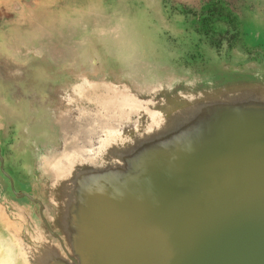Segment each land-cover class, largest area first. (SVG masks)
Returning <instances> with one entry per match:
<instances>
[{
  "label": "rangeland",
  "instance_id": "374dc122",
  "mask_svg": "<svg viewBox=\"0 0 264 264\" xmlns=\"http://www.w3.org/2000/svg\"><path fill=\"white\" fill-rule=\"evenodd\" d=\"M11 7L47 13L51 29L35 39L29 23L23 28L17 56L34 60L38 74L29 69V84L12 85L3 117L10 178L0 170V216L8 219L0 220V264H24L14 248L22 243L45 261L73 264L47 225L80 264H119L123 246L145 249L152 210L167 193L154 179L229 171L234 153L219 154L211 139L234 119L228 108L248 106L251 129L264 130V0H18ZM246 30L250 52L241 47ZM31 46L70 51L59 52L65 64L53 65L51 53ZM9 179L43 207L12 197ZM83 185L96 192L86 195ZM168 201L162 206L175 211ZM82 215L102 239L88 237Z\"/></svg>",
  "mask_w": 264,
  "mask_h": 264
},
{
  "label": "water",
  "instance_id": "95a60500",
  "mask_svg": "<svg viewBox=\"0 0 264 264\" xmlns=\"http://www.w3.org/2000/svg\"><path fill=\"white\" fill-rule=\"evenodd\" d=\"M249 110L239 105L228 108L225 115L234 119H227L220 127L221 137L211 134L212 147L219 154L234 153L227 162L231 165L229 171L208 178L212 173L204 176L195 170L193 181L180 177L177 182H169L173 178L168 176L164 186L167 193L162 191L161 206L154 208L149 218L148 237L143 235L147 239L145 249L134 252L123 246L125 250L117 258L119 264H264V130L257 133L259 129H251ZM0 162V170L8 176L1 149ZM208 163L218 165L221 161ZM9 180L15 196L29 198L43 207L40 200L17 192ZM167 200L175 211L162 206ZM80 222L88 237L97 235L84 215ZM47 228L60 241L69 260L80 264L62 238L49 225ZM101 236L102 230L98 238ZM99 255L97 261L103 260Z\"/></svg>",
  "mask_w": 264,
  "mask_h": 264
},
{
  "label": "crops",
  "instance_id": "0c3cea01",
  "mask_svg": "<svg viewBox=\"0 0 264 264\" xmlns=\"http://www.w3.org/2000/svg\"><path fill=\"white\" fill-rule=\"evenodd\" d=\"M68 4H71L72 6L75 4V0H67ZM18 0H0V12H1V20H0V132L1 130H4L6 126L5 120H3V117L5 116V110L7 108H11V105L7 103L8 100H11L13 97V93L15 94L17 91V86L22 85L23 83H28V80L25 78L27 77L29 69H35V75L38 74L37 72V63L34 60H20L17 54L22 53L23 45L20 44L22 41V33L24 32L23 28L29 26L31 28L35 29V39L38 37L37 32H42L44 29H51L49 25H46L44 15L46 16L47 13H44L43 11H37L34 9H21L18 8L17 10H14L11 5L17 4ZM74 9V8H72ZM11 13V17L9 14ZM4 14L6 16H4ZM8 14V15H7ZM9 16V17H8ZM59 19V18H57ZM51 20H53V15H51ZM40 33V37L43 38V34ZM56 35L57 37L59 35V29H56ZM40 41V40H39ZM27 47V46H26ZM31 50H34L32 52L40 53V52H49L51 53V61L53 62V65H63L65 64V61H61L66 59L64 56H60L59 52H64L67 49H59V48H44L39 46H31ZM28 49V48H27ZM67 51H70L69 49ZM73 51V49H72ZM70 53V52H69ZM67 54V60L69 65L72 61H74V58L70 56V54ZM62 64H61V62ZM41 73V72H40ZM19 76H18V75ZM26 75L24 77V81L21 80L22 75ZM13 76L16 80H13ZM37 79H39L38 76H35ZM19 80V81H18ZM36 83H38L37 80H35ZM33 82V84H36ZM32 82H30L31 84ZM46 83H52V81L47 80ZM12 85H15V90L13 91ZM20 93L23 91V94H25L24 88H18ZM9 116V115H8ZM16 197L17 196H13ZM24 199V198H21ZM17 202H15L13 199H9L7 201L8 205H16ZM0 220L8 222V219H4L0 216Z\"/></svg>",
  "mask_w": 264,
  "mask_h": 264
},
{
  "label": "bare ground",
  "instance_id": "6f19581e",
  "mask_svg": "<svg viewBox=\"0 0 264 264\" xmlns=\"http://www.w3.org/2000/svg\"><path fill=\"white\" fill-rule=\"evenodd\" d=\"M59 124V122H58ZM55 173V172H54ZM79 180H81L82 182H84L83 178H81V176H78ZM167 178L168 176H161L157 179H154L155 184L157 187H162L167 185ZM84 184V183H83ZM83 187L85 188V194L86 195H92L93 193H95L96 191H94V189H91L90 187H88L87 185H83ZM160 189V188H159ZM162 190V189H161ZM147 194L149 195V198H151L153 200V198L156 195H153L151 192H147ZM143 195L144 193H141V195L137 196L138 198H135V200H143ZM161 194H159L160 196ZM92 235V233H90V236ZM95 237H99V235H95ZM22 243V242H21ZM20 244V243H19ZM11 247L13 248V244H11ZM19 246L14 244V248L16 249L17 253L15 254V256L17 258H20L24 264H57L54 261H48L46 262L44 257H39L37 251L28 245H24L23 243L20 244V248H18ZM11 249V248H10Z\"/></svg>",
  "mask_w": 264,
  "mask_h": 264
},
{
  "label": "trees",
  "instance_id": "16d2710c",
  "mask_svg": "<svg viewBox=\"0 0 264 264\" xmlns=\"http://www.w3.org/2000/svg\"><path fill=\"white\" fill-rule=\"evenodd\" d=\"M246 31H244L245 33L243 35V42H242V46L241 47L244 48V49H247L248 52H250V50H251L250 46H252V42L251 41L249 42V36H250V34H249V31L248 30H246ZM251 59H254V58H251Z\"/></svg>",
  "mask_w": 264,
  "mask_h": 264
},
{
  "label": "flooded vegetation",
  "instance_id": "af4514ba",
  "mask_svg": "<svg viewBox=\"0 0 264 264\" xmlns=\"http://www.w3.org/2000/svg\"><path fill=\"white\" fill-rule=\"evenodd\" d=\"M11 189V188H10Z\"/></svg>",
  "mask_w": 264,
  "mask_h": 264
}]
</instances>
